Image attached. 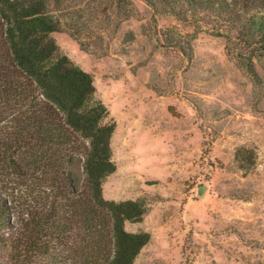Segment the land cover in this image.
<instances>
[{
	"label": "rangeland",
	"instance_id": "rangeland-1",
	"mask_svg": "<svg viewBox=\"0 0 264 264\" xmlns=\"http://www.w3.org/2000/svg\"><path fill=\"white\" fill-rule=\"evenodd\" d=\"M130 2V19L113 7L107 30L52 37L93 77L103 123L116 125L103 197L146 205L142 221L125 223L151 235L135 264H264V68L257 85L209 25L155 24L142 0Z\"/></svg>",
	"mask_w": 264,
	"mask_h": 264
},
{
	"label": "trees",
	"instance_id": "trees-1",
	"mask_svg": "<svg viewBox=\"0 0 264 264\" xmlns=\"http://www.w3.org/2000/svg\"><path fill=\"white\" fill-rule=\"evenodd\" d=\"M76 1L0 0V258L6 264H135L151 241L149 233L125 229L126 222L143 220V201L103 197L104 181L117 169L116 125L103 123L108 110L94 98L93 77L59 55L52 37L67 31L81 41L88 30H107L111 9L127 21L132 3ZM142 1L155 24L169 16L212 27L226 39L229 59L262 84L264 0ZM168 43L190 56V44Z\"/></svg>",
	"mask_w": 264,
	"mask_h": 264
}]
</instances>
